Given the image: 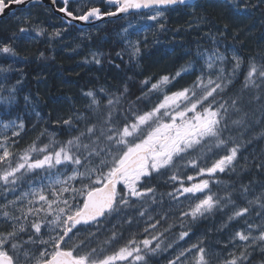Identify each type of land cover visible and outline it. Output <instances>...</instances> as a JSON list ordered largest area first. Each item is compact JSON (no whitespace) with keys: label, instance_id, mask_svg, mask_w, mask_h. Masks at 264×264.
<instances>
[{"label":"snow or ice","instance_id":"1","mask_svg":"<svg viewBox=\"0 0 264 264\" xmlns=\"http://www.w3.org/2000/svg\"><path fill=\"white\" fill-rule=\"evenodd\" d=\"M29 2L0 0V15ZM224 5L236 17L264 10V0ZM179 6L199 4L63 0L57 11L65 21L52 33L30 14L13 12L19 24L0 41V54L19 59L17 45L46 35L51 42L73 22L121 13L166 31L168 15ZM206 23L201 17L189 27ZM217 33L220 40L190 50L192 58L174 73L142 80L138 94L126 82L82 90L81 107L57 118L58 129L48 121L42 128L33 124L34 138L20 148L29 131L20 114L23 80L6 87L3 75L0 264H158L155 258L166 252V264H256L257 258L264 264V56H241L227 43L240 40L227 23ZM131 35L116 56L127 54L138 67L141 42ZM91 55L85 63H102L103 53ZM4 64L0 74L13 71ZM22 102L39 121L38 98L24 95ZM162 186L171 190L161 192ZM209 218L213 224L193 231Z\"/></svg>","mask_w":264,"mask_h":264},{"label":"trees","instance_id":"2","mask_svg":"<svg viewBox=\"0 0 264 264\" xmlns=\"http://www.w3.org/2000/svg\"><path fill=\"white\" fill-rule=\"evenodd\" d=\"M220 2L221 0H202L196 3L199 4V7L195 9L179 6L176 12L170 13L167 30L160 31L158 29L155 31L159 36L158 43L156 40L151 44H149L150 41L142 43L138 67L135 66V60L129 62L127 54H124L122 59L116 56L117 52L123 53L127 47V41L123 38L127 35L123 32L126 18L104 22L96 25L97 27L85 30L69 26V30L63 36L51 42L48 41L47 36H42L35 37L31 42L21 45L18 49L19 54L26 59V61H19L21 71L6 74L9 77L6 87L14 85L17 77L23 80V84L20 86L22 91L19 94L22 110L20 114L25 118L29 131L23 135L17 147L25 146L34 138V132L31 130L33 124H36L37 128H42L44 122L48 121L52 129H58L59 126L54 123L57 118L69 114L73 106L81 107L82 90L100 86L116 88L126 82L131 92L138 94L142 80L151 77L155 81L160 75L174 73L192 58L188 55L190 50L194 52L197 45L201 49H210L213 37L220 40L217 28H223L225 23L229 25L232 35L239 33V42L233 41L229 37L227 43L234 44L241 56H257L258 58L264 56V22H262L264 21V10L252 9L236 17L232 15L228 7ZM249 3L255 4L256 0H249ZM36 10L39 15L35 14ZM29 14L36 18L40 16L43 20L55 21L59 27L63 24L57 15L44 8L33 9ZM201 17L208 22L199 25L202 27L201 30L187 29L186 23ZM236 21L247 23L252 27V30L238 29ZM4 27L6 28L4 29ZM11 28H13L11 25H0L2 39H9L6 37H10L12 32L16 31L13 29L11 32ZM145 44L146 46H144ZM220 50L223 51V44H221ZM41 52L44 53L45 58H40ZM93 52L103 53L101 64L85 63V60L92 61L91 54ZM129 77L132 79L129 80ZM24 95L38 98L39 103L35 106V111L40 114L39 121L35 112L30 109L23 110ZM261 147H264V144H261ZM224 178L227 179L226 176ZM159 191H169V188L162 186ZM204 226V222L201 221L192 226L193 231ZM178 228L179 223L176 230ZM257 260L259 261L258 258Z\"/></svg>","mask_w":264,"mask_h":264},{"label":"rangeland","instance_id":"3","mask_svg":"<svg viewBox=\"0 0 264 264\" xmlns=\"http://www.w3.org/2000/svg\"><path fill=\"white\" fill-rule=\"evenodd\" d=\"M96 2L100 3V0H95V3ZM220 3L224 4V0H221ZM27 14H29V13H22L21 15H27ZM35 14L39 15L37 10L35 11ZM21 15H19V16H21ZM31 17L33 18V21L39 22L44 28H46L48 30V33H52L53 31L61 28V26L59 27L58 24H55L56 23L55 21H52L50 19H44L43 20V19L40 18V16L38 18H36L35 16L33 17L32 15H31ZM125 20L126 21H125V24H124V29H126V28L128 29V33L127 34H132L131 35V39L133 41L139 39L140 42H141V45H142L143 42H147V41H150L149 44H151L154 40H156V42L158 43L159 36L155 33V31L158 30L159 28H150V26L154 22L141 19L138 14L130 15ZM194 21L195 20H191V21H189V23H186V25L188 26L187 29H190V30H193V29L201 30L202 27H200V26H198V27L197 26L189 27L190 22H194ZM13 22H14L13 24H10L11 26H13V28H11L10 30H13V29L17 30V25L19 24V20L16 19ZM236 22L237 23H235V24L238 25V29H240V30L244 29L245 31H251L252 30V27L249 26L247 23L240 22V21H236ZM130 24H131V27H129ZM50 26H52V27H50ZM246 26H248L249 28L246 27ZM6 27H4V29ZM123 32H124V30H123ZM124 34H126V33L124 32ZM33 36H35V34H33ZM145 37H147L146 41H145ZM6 38H9V37H6ZM151 39H153V40H151ZM4 40H5V38L2 39V41H4ZM20 46L21 45H17V48L19 49ZM5 59H7L8 64H4V60ZM21 60H25L26 61V59L22 55H20V58L18 59V58H14V57H5L3 54H0V64H4L5 67H7L8 65H11L12 68H13V71H11L9 73H6V74H10V73H13V72H18L19 73L21 71L20 67H19V61H21ZM6 74H0V80H2L3 79V75H6ZM184 81L185 82H183V83L180 82V84L187 83L188 79H185ZM6 84H8L7 81L5 82V86H6ZM177 87H179V85H177ZM169 190H171V189L169 188ZM181 199H183V198H181ZM167 204H168V199H167V197H165V208L167 207ZM203 222H204L205 226L199 228V230H197L195 232H202L207 226H210L211 224L214 223L213 219H211V218H209L208 220H203ZM177 224H178V222H177ZM176 228H177V226L173 229V232H178L179 231V228L177 230H176ZM167 255H168V253L166 252V253L162 254L161 256L156 257L155 260L158 262V264H166L165 256H167ZM256 264H259L258 260L256 261Z\"/></svg>","mask_w":264,"mask_h":264},{"label":"water","instance_id":"4","mask_svg":"<svg viewBox=\"0 0 264 264\" xmlns=\"http://www.w3.org/2000/svg\"><path fill=\"white\" fill-rule=\"evenodd\" d=\"M61 1L63 2V0H61ZM72 1H74V0H72ZM199 1H202V0H192V2L194 4H196ZM37 5H49V6H51L53 8V10H54V13L56 15H58L59 18L63 22L65 21V17L63 16L62 13L57 11L56 5L52 3V0H31V2H29V3L25 4V5H12V11H8L6 15H0V23L5 18H7L8 16L12 15L13 12H16V11L21 10V9H28L30 7L37 6ZM143 11L147 12V11H150V10H143ZM130 15H133V14H123V13H121V14H119L116 17H105L104 19H101V20H94L91 23H84V22H78L77 21V22H73V26L77 27L80 30H85V29L94 27L96 25H99L101 23H104V22L116 21V20L124 19L126 17H129Z\"/></svg>","mask_w":264,"mask_h":264},{"label":"flooded vegetation","instance_id":"5","mask_svg":"<svg viewBox=\"0 0 264 264\" xmlns=\"http://www.w3.org/2000/svg\"><path fill=\"white\" fill-rule=\"evenodd\" d=\"M75 3H76V0L72 1V4H73V5H75ZM62 4H63V2H62L61 0H56L55 5H56V8H57V9H58L59 7H61ZM96 4L99 5V3H97V2H96ZM37 8H44L46 11H49V12L52 11V13L55 14L53 8H52L51 6H49V5H37V6L30 7V8H28V9H21V10H18V11H16L15 13L17 14V16H19V15H21L22 13H29V12L32 11L33 9H37ZM55 15H56V14H55ZM57 16H58V15H57ZM58 17H59V16H58ZM16 19H17V18H15V17L13 16V14H12V15L8 16L7 18H5V19L0 23V25L2 26V25H10V24H13V23H14L13 21H15ZM1 29H2V28H1ZM1 33H2V32H1ZM0 41H2L1 34H0Z\"/></svg>","mask_w":264,"mask_h":264},{"label":"bare ground","instance_id":"6","mask_svg":"<svg viewBox=\"0 0 264 264\" xmlns=\"http://www.w3.org/2000/svg\"><path fill=\"white\" fill-rule=\"evenodd\" d=\"M210 7H211V5H210ZM213 7H214V6H213ZM40 12H41V11H40ZM51 12H52V11H51ZM225 17H226V16H225ZM46 18H47V17H46ZM56 18H57V17H56ZM233 18H234V17H233ZM96 27H97V26H96ZM10 31H11V30H10ZM12 31H13V30H12ZM12 31H11V32H12ZM248 34H249V33H248ZM200 38H201V37H200ZM74 39H75V38H74ZM261 40H262V39H261ZM34 48H35V47H34ZM58 48H59V47H58ZM74 53H75V52H74ZM54 54H55V53H54ZM30 57H31V56H30ZM33 66H34V65H33ZM33 66H32V67H33ZM42 99H43V98H42Z\"/></svg>","mask_w":264,"mask_h":264}]
</instances>
